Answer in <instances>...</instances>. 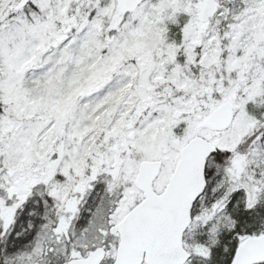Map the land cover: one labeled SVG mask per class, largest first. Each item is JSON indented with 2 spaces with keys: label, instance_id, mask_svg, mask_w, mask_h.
Segmentation results:
<instances>
[{
  "label": "snow or ice",
  "instance_id": "1",
  "mask_svg": "<svg viewBox=\"0 0 264 264\" xmlns=\"http://www.w3.org/2000/svg\"><path fill=\"white\" fill-rule=\"evenodd\" d=\"M0 264H264V0H0Z\"/></svg>",
  "mask_w": 264,
  "mask_h": 264
}]
</instances>
